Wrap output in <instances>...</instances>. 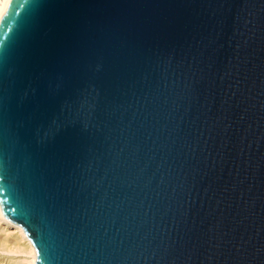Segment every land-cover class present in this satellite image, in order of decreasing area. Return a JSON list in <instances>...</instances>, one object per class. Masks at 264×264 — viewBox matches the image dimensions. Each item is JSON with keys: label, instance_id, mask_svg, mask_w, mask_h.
Here are the masks:
<instances>
[{"label": "water", "instance_id": "1", "mask_svg": "<svg viewBox=\"0 0 264 264\" xmlns=\"http://www.w3.org/2000/svg\"><path fill=\"white\" fill-rule=\"evenodd\" d=\"M0 210L34 264H264V0H10Z\"/></svg>", "mask_w": 264, "mask_h": 264}, {"label": "bare ground", "instance_id": "2", "mask_svg": "<svg viewBox=\"0 0 264 264\" xmlns=\"http://www.w3.org/2000/svg\"><path fill=\"white\" fill-rule=\"evenodd\" d=\"M10 0H0V17ZM0 223L3 225L6 236H11L13 244H8L9 251L22 256V264H34V247L20 226L6 221L0 210ZM2 229V232L3 230ZM7 240V238H6ZM8 242V241H7ZM7 244V243H6ZM9 253V252H8ZM21 259V258H20Z\"/></svg>", "mask_w": 264, "mask_h": 264}, {"label": "rangeland", "instance_id": "3", "mask_svg": "<svg viewBox=\"0 0 264 264\" xmlns=\"http://www.w3.org/2000/svg\"><path fill=\"white\" fill-rule=\"evenodd\" d=\"M2 229H4V227L0 223V264H22V256L18 253L16 254L9 251L8 244H13V239L11 236H6L5 229L3 232Z\"/></svg>", "mask_w": 264, "mask_h": 264}]
</instances>
